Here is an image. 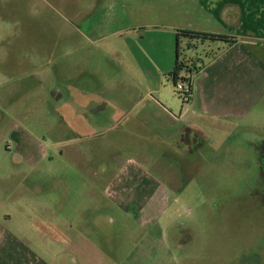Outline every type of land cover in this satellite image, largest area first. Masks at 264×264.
Segmentation results:
<instances>
[{"label": "rangeland", "instance_id": "374dc122", "mask_svg": "<svg viewBox=\"0 0 264 264\" xmlns=\"http://www.w3.org/2000/svg\"><path fill=\"white\" fill-rule=\"evenodd\" d=\"M180 7L0 0V264H264V101L253 124L178 138L191 115L154 72Z\"/></svg>", "mask_w": 264, "mask_h": 264}, {"label": "crops", "instance_id": "0c3cea01", "mask_svg": "<svg viewBox=\"0 0 264 264\" xmlns=\"http://www.w3.org/2000/svg\"><path fill=\"white\" fill-rule=\"evenodd\" d=\"M180 3L179 10L173 9L170 14L173 19L170 25L172 44L174 36L177 44L175 64L171 58L174 54L168 52L167 56H163L168 60L159 61L167 62L168 69L154 72L156 75L172 77L178 58V40L179 53L183 40L186 41L188 49L197 52L194 59L184 63V70L189 73L185 78L190 79L194 96L187 113L181 114L184 117L189 113L191 117L185 119L183 126L176 128L179 131L178 138L182 140L193 126L212 127L217 131L220 123L228 124L232 130L248 121L253 124L256 118L254 98L261 96L264 101V0H180ZM181 31L223 36L229 41L185 37L178 39V33ZM131 61H134L143 75H152V72L145 71L138 64H145L143 60ZM161 91L157 90L160 100L169 106H158V109L170 114L169 108L178 110L179 106L165 100ZM181 111L183 112V108ZM74 117L76 115L73 119H77ZM262 118L264 121V108ZM74 122L79 129V122ZM5 237L0 236V245L5 241ZM65 238L71 241L70 236ZM61 254L68 257L64 252ZM50 255L53 259L50 263L46 262L47 264H64L62 259L57 257V253ZM38 264L43 263L40 261Z\"/></svg>", "mask_w": 264, "mask_h": 264}, {"label": "trees", "instance_id": "16d2710c", "mask_svg": "<svg viewBox=\"0 0 264 264\" xmlns=\"http://www.w3.org/2000/svg\"><path fill=\"white\" fill-rule=\"evenodd\" d=\"M185 37L191 39H198V40H212V41H229L228 38L223 36H216V35H209L203 33H195V32H188V31H181L178 33V39ZM185 64L180 60V53H179V40H178V58L176 62V68L174 73H172L174 82L176 84L177 80L180 78L181 71L185 68ZM185 80V79H184ZM190 80V79H186Z\"/></svg>", "mask_w": 264, "mask_h": 264}, {"label": "built area", "instance_id": "2783aa9c", "mask_svg": "<svg viewBox=\"0 0 264 264\" xmlns=\"http://www.w3.org/2000/svg\"><path fill=\"white\" fill-rule=\"evenodd\" d=\"M176 88L181 91L182 98H183V105L185 108L183 109V114L187 113L189 104L192 101L193 95V86L191 81L184 80L179 78L176 82Z\"/></svg>", "mask_w": 264, "mask_h": 264}, {"label": "flooded vegetation", "instance_id": "af4514ba", "mask_svg": "<svg viewBox=\"0 0 264 264\" xmlns=\"http://www.w3.org/2000/svg\"><path fill=\"white\" fill-rule=\"evenodd\" d=\"M259 160H260V167H261V171H262V174H263V177H264V142H263V149L260 151V157H259ZM91 245V244H90ZM64 264H73L74 263V260H73V263H72V259L70 261H64Z\"/></svg>", "mask_w": 264, "mask_h": 264}]
</instances>
